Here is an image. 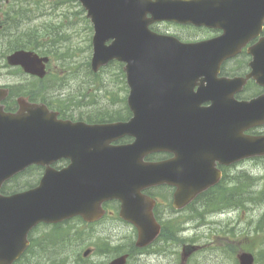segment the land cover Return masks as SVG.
Listing matches in <instances>:
<instances>
[{"label":"water","instance_id":"obj_1","mask_svg":"<svg viewBox=\"0 0 264 264\" xmlns=\"http://www.w3.org/2000/svg\"><path fill=\"white\" fill-rule=\"evenodd\" d=\"M81 1L95 25L93 68L98 70L112 59L127 63L128 100L134 117L129 122L76 128L72 126L78 125L58 120L57 112L45 104L20 100L17 112H6L1 104L6 92L0 90V186L32 163L49 165L61 156H70L69 150L79 153L71 155L79 158L71 169L48 167L37 189L0 202V264H12L23 253L27 234L36 223L80 212L90 216V208L103 197L122 200V216L138 225V245H146L153 238L148 222L154 218L148 198L141 194L144 187L177 184L175 205L181 207L218 181L211 176V164L223 152L238 149L232 161L264 153L262 137L234 133L228 117L221 114L217 101L221 95L214 84L210 90L202 87L193 93L198 78L213 79L223 60L237 53L241 44L226 43V36L225 40L183 43L149 27L155 20L177 19L240 29L246 21L247 25L256 22L254 12L258 11L250 9L264 8V0H246L239 6V1L230 0ZM110 39L113 42L106 45ZM8 61L41 77L46 74L48 58L34 52L16 51ZM252 64L264 77V56ZM211 98L215 106L201 107ZM242 104V122L247 121L248 127L258 122V114L264 112V95ZM122 129H130L136 142L110 145ZM164 148L176 150L178 155L168 162H143L146 153ZM118 160L124 167L116 164ZM239 258L241 264H254L252 253L244 252ZM126 260L122 256L110 264H125Z\"/></svg>","mask_w":264,"mask_h":264},{"label":"rangeland","instance_id":"obj_2","mask_svg":"<svg viewBox=\"0 0 264 264\" xmlns=\"http://www.w3.org/2000/svg\"><path fill=\"white\" fill-rule=\"evenodd\" d=\"M4 1L0 0V86H22L25 94L30 90L38 92V99L49 94L48 102L58 106L57 102L68 101V115L74 117L126 114L124 108L129 90L121 67L110 64L97 74L91 71L94 31L78 0H10L8 4ZM192 34L189 28H179L178 36L183 40L190 39ZM18 42L28 47L31 46L27 44L32 43L40 53L51 56L50 74L43 83L6 63V55L18 46ZM240 65V61H231L226 69L237 72ZM255 162L243 164L245 172L254 176L264 174V167ZM22 180H32V177L25 175ZM152 192L165 196L159 209L170 212L171 190L154 188ZM261 198L264 200V190ZM204 212L205 208L194 205L160 218L170 221L174 241L156 243L146 252L134 253L129 264H179L185 243L198 246L185 264H238L237 253L247 245L257 263L264 264V228L257 231L259 220L264 216V201L248 202L240 209H228L222 214L209 212L204 216ZM84 225L72 222L71 227L80 231L73 232L74 242L69 244L67 253L73 259L88 246L96 248L87 264L106 263L114 256L113 246L129 247L135 240L133 225L111 215L89 227ZM54 231V228L43 226L39 235L48 236ZM53 245L36 250L33 258L28 256L25 260H32L33 264H71L66 261L52 263L55 257L62 260L66 251L60 244L58 248Z\"/></svg>","mask_w":264,"mask_h":264},{"label":"flooded vegetation","instance_id":"obj_3","mask_svg":"<svg viewBox=\"0 0 264 264\" xmlns=\"http://www.w3.org/2000/svg\"><path fill=\"white\" fill-rule=\"evenodd\" d=\"M234 1L240 2L242 0H230V3L234 2ZM252 10L261 11V10H264V8H253ZM158 26L163 31L170 32V33H174V32L179 33V28H189L194 33V34L190 35L191 40L215 38V37H218V36L225 33V30H223L220 27H208V26L206 27L203 25H201V26L180 25V24L177 25V24H174L171 22H162L161 21V23L159 22V23L155 24L156 28ZM227 33L229 34L228 40H227L228 43L245 44L242 47L241 51L237 54V56L230 59L232 61L241 60L242 61V68H241L242 70L240 71V73H233V71L226 70L223 68L219 74H220V76H224V77H227V76L228 77L246 76L251 70L250 69V61L254 58L253 54L250 52V48L258 45L259 51L262 50V43L264 41V22H263L262 27H260L259 23H257L255 25L249 27L248 29L246 26H241L240 29L229 28V31ZM237 34H244V35L242 37L233 36V35H237ZM259 44H261L260 48H259ZM228 84L232 86L231 82H228ZM252 88L255 89V92L253 91ZM262 93H264V85H262L261 83L259 84L257 80L250 78L247 81L245 87L243 88V91L240 94V96L242 99H249L251 97L258 96ZM205 105H209V103H207ZM68 116L74 117L72 115H68ZM77 116H79V115H77ZM74 118H76V119H87V118H84L82 116L74 117ZM251 131L254 134H263L264 135V125H261L255 129L251 130ZM169 152H171V151H160V153L154 154L152 156H148L147 159L150 160L151 158H153L156 160H166V159H169L172 157ZM59 163H60V161L55 166H57V167L62 166L63 167V166L69 165L71 162H65L64 161L60 164ZM28 170L29 169H27L25 172H28ZM28 176H31V175H28ZM38 185H39V182L34 180L33 178H32V180H22V177L20 179L18 177V180L15 179V180H11V181H7V182L3 183L0 187V194L11 195L14 193H24V192L30 191L31 189L36 188ZM165 187H167L171 190V202H172L175 188L173 189L171 186H167V185H161V186L155 187V188H165ZM151 191H152V188L149 189L147 191V193L152 195ZM153 197H155L158 201V204H157L155 209H156V215H158L159 218H163L166 215L172 216V214H176L177 212L182 211V210H177L173 207H171L170 212H167L166 209L161 210V209H159L158 206H159V204H161L163 202V199H165L164 195L156 194ZM199 203H200V201H199ZM33 232L34 231H31V233H30L31 244L33 243V237H32ZM173 232H174L173 230H170V233H173ZM26 264H32V263L27 262ZM180 264H184V262H181Z\"/></svg>","mask_w":264,"mask_h":264},{"label":"trees","instance_id":"obj_4","mask_svg":"<svg viewBox=\"0 0 264 264\" xmlns=\"http://www.w3.org/2000/svg\"><path fill=\"white\" fill-rule=\"evenodd\" d=\"M7 2V1H6ZM23 45V43L18 42V46ZM28 45V44H27ZM123 73V72H122ZM37 95L34 94V97ZM253 179L249 176L237 178L236 183L237 185H233L230 188L226 186H222V188H218L216 191V199L214 204H210L211 206H219L220 203L222 204H230L233 206L236 205H244L245 203L258 201L261 199V195L251 189V185ZM262 221L259 223L258 230H262L264 228V216Z\"/></svg>","mask_w":264,"mask_h":264},{"label":"bare ground","instance_id":"obj_5","mask_svg":"<svg viewBox=\"0 0 264 264\" xmlns=\"http://www.w3.org/2000/svg\"><path fill=\"white\" fill-rule=\"evenodd\" d=\"M207 211H211V210H207ZM117 247H118V245H117Z\"/></svg>","mask_w":264,"mask_h":264}]
</instances>
